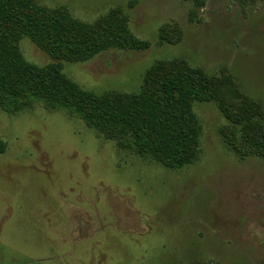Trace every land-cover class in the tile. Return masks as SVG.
<instances>
[{
  "label": "rangeland",
  "instance_id": "374dc122",
  "mask_svg": "<svg viewBox=\"0 0 264 264\" xmlns=\"http://www.w3.org/2000/svg\"><path fill=\"white\" fill-rule=\"evenodd\" d=\"M35 2L85 24L127 17L139 47L62 63L85 90L133 98L190 76L213 99L191 103L176 167L44 99L0 106V264H264V0ZM21 51L54 63L30 40Z\"/></svg>",
  "mask_w": 264,
  "mask_h": 264
},
{
  "label": "trees",
  "instance_id": "16d2710c",
  "mask_svg": "<svg viewBox=\"0 0 264 264\" xmlns=\"http://www.w3.org/2000/svg\"><path fill=\"white\" fill-rule=\"evenodd\" d=\"M24 40L54 63L46 67L28 63L21 51ZM139 46L121 11L85 24L65 8H43L35 0H0V106L20 112L33 100L44 99L83 119L110 141L133 146L142 156L168 167L186 165L195 142L186 122L191 103L213 99L190 76L151 78L149 85L159 82L158 94L148 87L133 98H105L69 80L61 69L63 62L83 64L108 51Z\"/></svg>",
  "mask_w": 264,
  "mask_h": 264
}]
</instances>
